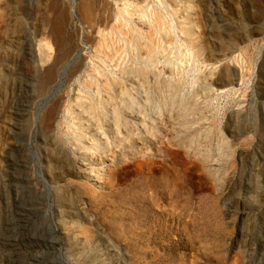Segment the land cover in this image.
<instances>
[{"label":"rangeland","instance_id":"obj_1","mask_svg":"<svg viewBox=\"0 0 264 264\" xmlns=\"http://www.w3.org/2000/svg\"><path fill=\"white\" fill-rule=\"evenodd\" d=\"M0 264H264V0H0Z\"/></svg>","mask_w":264,"mask_h":264},{"label":"bare ground","instance_id":"obj_2","mask_svg":"<svg viewBox=\"0 0 264 264\" xmlns=\"http://www.w3.org/2000/svg\"><path fill=\"white\" fill-rule=\"evenodd\" d=\"M123 12V11H122ZM128 14H129V12H128ZM131 14V13H130ZM119 15H120V13H119ZM122 17V16H121ZM126 21V20H125ZM121 22V21H120ZM119 31V30H118ZM120 32V31H119ZM100 34V33H99ZM144 37V36H143ZM151 38V37H150ZM104 42V41H103ZM157 48V47H156ZM125 53V52H124ZM116 57V56H115ZM149 57V56H148ZM98 76V75H97ZM109 78V77H108ZM110 79V78H109ZM143 80V79H142ZM145 81H146V79H145ZM124 83V82H123ZM107 85V88H109V89H113L114 88V86H115V82H114V79L113 80H109L108 81V83L106 84ZM168 85V84H167ZM170 86V85H169ZM87 89V88H86ZM107 90V89H106ZM126 90V89H125ZM103 94V93H102ZM115 95V94H114ZM125 95V94H124ZM103 97V96H102ZM119 98V97H118ZM103 100V99H102ZM123 103V102H122ZM118 105V104H117ZM120 105H122V104H120ZM97 106V105H96ZM104 106V105H103ZM124 107V106H123ZM120 109V108H119ZM99 110V109H98ZM97 110V111H98ZM101 110V109H100ZM182 111V110H181ZM105 112V111H104ZM99 113V112H98ZM93 117V116H92ZM116 118V117H115ZM90 121V120H89ZM83 125V124H82ZM178 131V130H177ZM174 134V133H173ZM83 142V141H82ZM175 144V143H174ZM164 147V146H163Z\"/></svg>","mask_w":264,"mask_h":264}]
</instances>
